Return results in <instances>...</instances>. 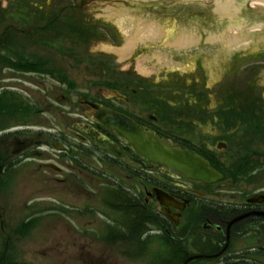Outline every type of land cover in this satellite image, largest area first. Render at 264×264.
Here are the masks:
<instances>
[{
	"label": "rangeland",
	"instance_id": "obj_1",
	"mask_svg": "<svg viewBox=\"0 0 264 264\" xmlns=\"http://www.w3.org/2000/svg\"><path fill=\"white\" fill-rule=\"evenodd\" d=\"M79 3L0 0V34L9 29L11 40L3 46L4 53L20 62L29 59L22 64L49 76L41 75L45 81L37 86L38 74L3 72L10 73L14 91L6 99L9 116L3 118L10 127V150L16 139H24L17 129L36 131L50 124L56 128L55 137H72L68 144L73 145L74 166L95 167L86 178L74 173L69 184L59 182L65 168L59 179L48 181L54 172L38 171V158L28 165L23 158H10L9 170L0 178V264H181V241L163 236L158 224L165 221L159 209L135 214L128 202L131 192H140L141 179L125 175L131 157L125 144L115 135H97L104 128L93 126L92 112L82 101L106 104L113 98L110 90L116 89L120 98L111 103L137 116L173 146L186 144L203 152L205 143L212 147L216 140L224 142L223 161L233 176L243 175L249 154L264 156V31L253 33L248 50L208 59L218 46L198 45L173 56V63L185 66L187 57L197 56L196 70L165 66L147 77L135 71L143 45L130 50L125 62H117V53L104 51L103 43L120 48L118 29L97 22L89 8H78ZM54 11L58 19L50 25ZM37 55L42 56L38 65L32 62ZM4 85L0 82V89ZM3 101L1 97L0 104ZM200 116L206 118L198 122ZM46 153L56 154L51 149ZM252 163L260 167L264 180V157H254Z\"/></svg>",
	"mask_w": 264,
	"mask_h": 264
},
{
	"label": "flooded vegetation",
	"instance_id": "obj_2",
	"mask_svg": "<svg viewBox=\"0 0 264 264\" xmlns=\"http://www.w3.org/2000/svg\"><path fill=\"white\" fill-rule=\"evenodd\" d=\"M51 19L50 25L57 22L58 16L56 11L52 12ZM8 30L5 28L3 33L0 34V51L2 52V54L0 53V78H2L0 82L5 83L0 89V98H4L3 103L0 104V108L1 111H4L5 115H0V178L9 170L10 158H23L22 160L26 165L38 158L37 160L40 162V164L36 165L38 171L44 170L45 173L54 172L47 176L48 181L59 179L58 176L62 174L64 168V178L59 182L68 180L70 184L69 179L73 177L74 173L76 176L79 173H83L80 174V177H88L90 172H92L91 174L94 173L95 167L91 168L88 166L86 169H82L74 166L75 154L72 149L73 145L68 144V138L72 140V137L64 133L60 134L61 138L55 137L57 131L53 125L46 124L44 127H40L43 129L38 128L36 131L32 127L17 129L16 133L23 135L24 139H16L13 142V149L10 150L7 144L10 127L9 123L4 122L3 118L9 116L6 99L9 92L14 91L10 86V73L3 76V72L7 70L8 72L13 71L17 74H26L28 72V75L36 77L39 75L38 78H35L37 86L45 81H41V75H44L46 78H49V76L46 73L41 74L37 70L26 71L24 64L20 65L21 62H18L19 59L14 60L11 65L9 64V57L4 53V49L6 48L3 47L11 41L10 36L7 35ZM41 58V55L34 57L37 64L38 60H42ZM125 89L128 90L130 87H125ZM110 93L115 100L120 98L118 90L111 89ZM133 93L135 92L133 91ZM113 98H108L107 101L109 102H106V104L98 103L102 107L112 108L123 114H127L135 118L144 128H148L137 116L128 114L115 107V104L111 103V99ZM86 101H82V105L88 107L89 112H92L90 119L93 120L94 118L92 122L93 126L102 129L103 126H99L95 119L99 117V113L92 110ZM146 117L147 120H152L148 116ZM205 118L204 116H200V118H197V121H203ZM103 128V133L99 131L96 134L113 137L112 133L107 131L105 127ZM92 129L88 128L86 131L88 133H95V130L93 131ZM29 137L31 138L29 139ZM80 140L83 141L84 137H80ZM58 144L62 146L61 150L57 148ZM224 144V142L216 140L214 145L212 144V147H209L205 143L204 148H201L203 152H197L193 149L195 153L208 160L211 166L222 175L220 180L212 184L193 182L173 176L164 166L154 165L136 153L130 155V161L127 165L128 169L124 171L128 177L133 175L132 179H137L134 176L141 179L140 186H138L140 187V192H131L132 196H130L128 201L133 207L131 208L134 209L135 214L138 212V214L142 215L151 213L153 208L159 209L157 214L165 221L164 224H158L163 236L165 238L176 237L182 242H179L182 246H177L182 252L181 264H264V180L260 167L253 166L252 163L254 157L260 160L264 156L262 157L260 153L249 154L244 159L247 163L244 174L233 176L230 173L231 166L229 167L223 161V158L227 154V146ZM176 145L180 146L179 144ZM183 145L182 147L184 148L189 147L186 144ZM125 148L127 149V147ZM49 149L52 152L55 151L56 154L46 153ZM42 155L47 156V158H40ZM83 167L85 166L83 165ZM81 170L85 171L82 172ZM154 173H157L158 176L155 177ZM115 179L118 182L121 180L119 177H115ZM114 183L110 182L109 184L117 185L116 181ZM5 184L6 181L2 183V185ZM158 191L165 192L171 196L175 200V205H163L159 200ZM111 199H114L113 194ZM114 201L120 205L118 200ZM150 208L151 211H149ZM133 218H137V216ZM180 231L181 233H179ZM165 264L171 263L166 262Z\"/></svg>",
	"mask_w": 264,
	"mask_h": 264
},
{
	"label": "water",
	"instance_id": "obj_3",
	"mask_svg": "<svg viewBox=\"0 0 264 264\" xmlns=\"http://www.w3.org/2000/svg\"><path fill=\"white\" fill-rule=\"evenodd\" d=\"M78 8H89L97 22L116 26L120 48L103 43V50L117 53V62L143 45L135 71L147 77L165 66L196 70L197 56L187 57L186 66L173 63V56L198 45L218 46L208 59L248 50L253 33L264 31V0H80ZM99 122L173 175L207 183L219 177L200 156L169 147L119 112L100 109Z\"/></svg>",
	"mask_w": 264,
	"mask_h": 264
}]
</instances>
